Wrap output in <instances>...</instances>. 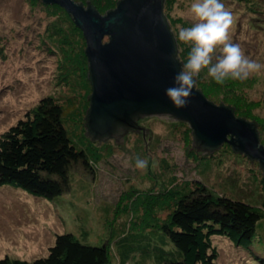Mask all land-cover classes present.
Here are the masks:
<instances>
[{
	"label": "rangeland",
	"instance_id": "obj_1",
	"mask_svg": "<svg viewBox=\"0 0 264 264\" xmlns=\"http://www.w3.org/2000/svg\"><path fill=\"white\" fill-rule=\"evenodd\" d=\"M167 1L165 12L178 36L181 27L194 23L189 12L194 0ZM221 2L233 15L231 42L239 44L247 58L264 64V0ZM79 31L64 9L44 0H0V138L45 97H55L66 109L69 130L79 146L92 153L96 165L90 170L81 161L74 164V189L56 200L14 184L0 185V260L45 257L59 233L73 232L91 244H110V264H119L113 241L124 232L145 230L147 239L163 242L160 225L172 211L174 196L194 180L207 182L217 193L238 199L253 194L250 201L260 200L264 170L259 160L238 154L227 141L212 154V167L203 174L206 165L200 164L208 153L197 150L193 127L171 115L148 116L142 122L145 134H129L123 141L108 142V147L93 140L85 127L89 96L79 70L84 45ZM179 46L185 63L189 45L179 41ZM196 80L211 102L231 105L236 117L259 123L264 145V69L247 80H228L223 85L204 69ZM136 157L148 160L146 170L136 169ZM173 175L177 183L171 184ZM228 178L246 181L255 190ZM81 183L90 187L89 192L81 193ZM203 239L218 264H264V236L246 243L232 231L211 229Z\"/></svg>",
	"mask_w": 264,
	"mask_h": 264
},
{
	"label": "trees",
	"instance_id": "obj_2",
	"mask_svg": "<svg viewBox=\"0 0 264 264\" xmlns=\"http://www.w3.org/2000/svg\"><path fill=\"white\" fill-rule=\"evenodd\" d=\"M76 1L88 8L97 9L100 13L103 11L107 13L117 8L121 0H93L94 2L87 3ZM164 1L165 12L168 1ZM44 2L45 4L50 3L45 0ZM50 4L56 6V9H64V14L69 17L74 28L80 30L81 37L84 39V45L80 48L82 65L79 70L82 83L85 88H88L89 102L85 127L89 136L97 142H102L103 147H108V142L123 141L129 134L135 132L145 134L147 129L142 126V122L151 115H144L140 112L130 115L129 119L118 121L112 130L105 134H99L90 128L88 115L91 110L93 84L90 73L91 62L86 50L87 39L82 29L77 26L74 16H71L62 5ZM165 14L178 46L176 58L178 57L183 65L177 35L168 14L166 12ZM196 88L203 91L198 87V80ZM203 93L207 95L205 91ZM221 105L232 108L237 115L235 107L227 104ZM65 110L55 97H45L38 107L33 108L26 117L21 118L17 124L2 133L0 138V185L14 184L33 194L56 200L74 189V178L72 177L74 164L81 161L88 169L94 170L96 165L92 162V153L79 146L72 131L68 128ZM173 118L178 123L183 122L184 125L189 123L181 118ZM249 122L257 129L261 140L259 123L250 120ZM192 132L196 147L202 152L208 151V156L203 157L204 161L200 164V167L206 165L202 170L205 174L212 167V154L215 155L216 151L221 150L223 144L209 147L196 137L194 128ZM229 144L238 154L246 153L241 146ZM249 158L257 160L253 157ZM162 161L165 166H169L166 159ZM259 163L264 170V165L260 161ZM176 177L173 175L171 184L177 183ZM229 180L234 183L238 182L239 185L243 182L246 188L254 189V185L246 181H239L237 178ZM191 183L189 188L176 192L171 203L172 211L160 225L163 232H159V235L163 242L152 238L147 239L145 230L124 232L113 241L120 258L119 264H218L215 254L205 248L203 239V236L211 229L232 231L246 243L255 242L258 235L264 236V187L260 188L262 192L258 190V194L261 195L259 201H250L253 199L251 198L253 194L241 196L246 200L249 199L248 202L225 192L217 193L207 182L194 180ZM79 188L81 193L84 190L88 192L90 190L88 185L85 186L82 183ZM259 230L262 232L261 235ZM261 240L262 238L256 242ZM111 248L107 243L104 245L91 244L87 239H80L73 232L59 233L47 256L37 257L38 259L33 261L4 257L0 260V264H110L113 256Z\"/></svg>",
	"mask_w": 264,
	"mask_h": 264
},
{
	"label": "water",
	"instance_id": "obj_3",
	"mask_svg": "<svg viewBox=\"0 0 264 264\" xmlns=\"http://www.w3.org/2000/svg\"><path fill=\"white\" fill-rule=\"evenodd\" d=\"M45 1L62 5L87 39L93 84L88 115L92 130L108 133L118 121L137 112L171 115L188 121L196 137L209 147L229 141L264 165V145L257 129L236 117L232 108L211 102L196 87L184 108H175L165 95L182 63L176 58L178 46L164 12V0H121L105 15L76 0Z\"/></svg>",
	"mask_w": 264,
	"mask_h": 264
},
{
	"label": "clouds",
	"instance_id": "obj_4",
	"mask_svg": "<svg viewBox=\"0 0 264 264\" xmlns=\"http://www.w3.org/2000/svg\"><path fill=\"white\" fill-rule=\"evenodd\" d=\"M189 12L194 23L181 27L177 36L189 45L187 60L174 76L173 85L165 89V95L177 109L190 103L196 78L204 69L220 85L228 80H247L264 69V64L247 58L239 44L231 42L233 15L221 0H194ZM148 164L147 159L136 157V169L146 170Z\"/></svg>",
	"mask_w": 264,
	"mask_h": 264
},
{
	"label": "bare ground",
	"instance_id": "obj_5",
	"mask_svg": "<svg viewBox=\"0 0 264 264\" xmlns=\"http://www.w3.org/2000/svg\"><path fill=\"white\" fill-rule=\"evenodd\" d=\"M246 154V153H245Z\"/></svg>",
	"mask_w": 264,
	"mask_h": 264
}]
</instances>
